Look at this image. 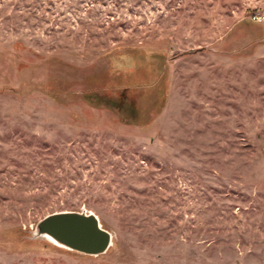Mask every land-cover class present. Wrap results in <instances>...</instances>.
<instances>
[{
	"label": "rangeland",
	"instance_id": "rangeland-1",
	"mask_svg": "<svg viewBox=\"0 0 264 264\" xmlns=\"http://www.w3.org/2000/svg\"><path fill=\"white\" fill-rule=\"evenodd\" d=\"M0 264H264V0H0Z\"/></svg>",
	"mask_w": 264,
	"mask_h": 264
},
{
	"label": "water",
	"instance_id": "water-1",
	"mask_svg": "<svg viewBox=\"0 0 264 264\" xmlns=\"http://www.w3.org/2000/svg\"><path fill=\"white\" fill-rule=\"evenodd\" d=\"M34 236L58 248L90 257L104 255L112 243V235L101 227L97 217L83 210L45 216L36 224Z\"/></svg>",
	"mask_w": 264,
	"mask_h": 264
},
{
	"label": "bare ground",
	"instance_id": "bare-ground-1",
	"mask_svg": "<svg viewBox=\"0 0 264 264\" xmlns=\"http://www.w3.org/2000/svg\"><path fill=\"white\" fill-rule=\"evenodd\" d=\"M111 245H112V243H111Z\"/></svg>",
	"mask_w": 264,
	"mask_h": 264
}]
</instances>
